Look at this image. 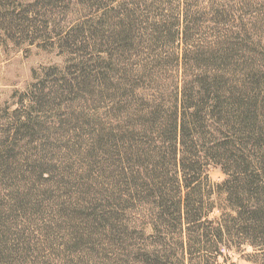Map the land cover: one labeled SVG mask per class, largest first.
I'll use <instances>...</instances> for the list:
<instances>
[{
  "label": "rangeland",
  "instance_id": "obj_1",
  "mask_svg": "<svg viewBox=\"0 0 264 264\" xmlns=\"http://www.w3.org/2000/svg\"><path fill=\"white\" fill-rule=\"evenodd\" d=\"M182 3L205 14L203 36L210 30L211 9L232 7L230 28L244 25L252 42L248 47L259 60L257 94L263 101L264 0H0V135L8 133L17 144L19 161L14 169L22 170L20 178L27 176L28 167L42 166L41 179L47 180L51 193L46 203L56 210L34 219L35 226L52 228L53 241L42 247L35 241L43 242V235H30L39 254L26 264H136L132 258L136 249L158 246L157 236L148 239L149 213L155 212L151 198L136 199L133 193L121 196L119 204L115 197L116 206L109 211L99 202L94 183L102 166L106 172L116 168L118 174L137 169L129 162L128 149L135 145L118 136L129 133L126 129L139 122V114L148 110L155 96L149 82L137 79L132 69L134 63H149L145 43L136 44L139 55L134 59L135 51L114 40L115 25L130 16L142 28L162 10H168L165 18L172 19L174 8ZM174 48L171 45L168 53ZM142 135L141 130L138 136ZM223 179L218 168L209 166L207 179L202 177L196 185L207 214L202 229L208 232L232 215L223 197H216ZM208 204L215 206L209 213ZM110 212L116 220L110 221L112 227L104 226L97 216L108 219ZM164 232L170 244L179 240L173 227ZM214 235V244L188 247L184 256L175 250L171 261L264 264V255L240 245L235 235L215 231Z\"/></svg>",
  "mask_w": 264,
  "mask_h": 264
},
{
  "label": "trees",
  "instance_id": "obj_2",
  "mask_svg": "<svg viewBox=\"0 0 264 264\" xmlns=\"http://www.w3.org/2000/svg\"><path fill=\"white\" fill-rule=\"evenodd\" d=\"M231 8L211 9L206 36L201 32L205 14L186 3L174 8L172 19L165 18L168 10H162L142 28L130 16L115 25L114 40L135 51L134 59L139 55L136 44L145 43L150 61L134 63L132 69L137 79L149 82L155 96L149 98L148 110L139 114L137 128L133 123L126 136H118L135 145L128 150L129 162L137 169L118 174L116 168L106 172L102 166L94 184L99 202L109 211L123 202L121 196L151 198L155 212L149 213L148 239L157 236L158 246L136 249L132 254L136 264H174L173 251L184 256L188 247L207 248V243L215 242L214 231L231 233L240 245L264 255V100L258 97L256 79L260 67L254 49L248 47L252 42L244 25L229 26ZM171 45L172 54L167 51ZM5 135H0V264H26L39 254L36 243L48 248L53 241L52 228L35 226L34 219L56 210L46 203L51 193L47 180L41 179L42 166L28 167L27 176L20 178L22 170L14 169L19 161L17 144ZM113 139L119 142L116 136ZM209 166L224 176L216 197L222 196L232 212L213 232L202 229L207 214L196 188L202 177L207 179ZM214 208L208 204L206 212ZM97 219L109 227L116 220L112 212L108 219L104 215ZM168 226L178 232L174 244L162 236ZM34 233L43 235L44 241L35 243L30 236Z\"/></svg>",
  "mask_w": 264,
  "mask_h": 264
}]
</instances>
